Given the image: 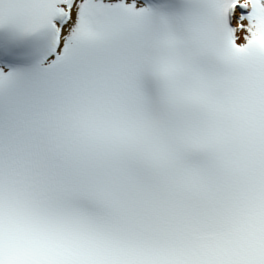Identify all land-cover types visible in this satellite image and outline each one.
<instances>
[{
    "label": "snow or ice",
    "instance_id": "snow-or-ice-1",
    "mask_svg": "<svg viewBox=\"0 0 264 264\" xmlns=\"http://www.w3.org/2000/svg\"><path fill=\"white\" fill-rule=\"evenodd\" d=\"M0 264H264V0H0Z\"/></svg>",
    "mask_w": 264,
    "mask_h": 264
}]
</instances>
